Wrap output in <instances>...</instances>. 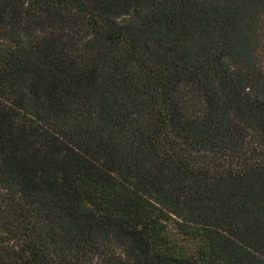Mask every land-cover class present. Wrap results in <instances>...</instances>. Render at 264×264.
Returning a JSON list of instances; mask_svg holds the SVG:
<instances>
[{
	"label": "trees",
	"instance_id": "1",
	"mask_svg": "<svg viewBox=\"0 0 264 264\" xmlns=\"http://www.w3.org/2000/svg\"><path fill=\"white\" fill-rule=\"evenodd\" d=\"M0 264H264V0H0Z\"/></svg>",
	"mask_w": 264,
	"mask_h": 264
}]
</instances>
